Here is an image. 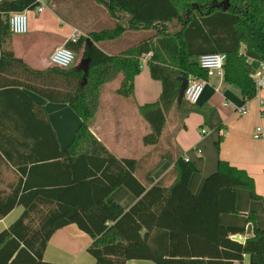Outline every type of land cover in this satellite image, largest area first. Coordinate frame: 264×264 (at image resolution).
I'll use <instances>...</instances> for the list:
<instances>
[{"label":"trees","instance_id":"16d2710c","mask_svg":"<svg viewBox=\"0 0 264 264\" xmlns=\"http://www.w3.org/2000/svg\"><path fill=\"white\" fill-rule=\"evenodd\" d=\"M63 20L83 32L65 46L76 55L67 67L37 69L0 49V165L14 174L0 188V219L16 206L20 215L0 230V264H61L43 259L53 233L69 225L92 238L87 252L96 264H126L145 259L155 264H264V229L248 220L253 234L243 243L231 238L244 234L224 225L222 213L236 212L239 188L253 190L243 169L219 159L199 193L189 189L197 166L183 153L161 142L167 113L180 110L176 125L190 103L177 102L179 76L205 77L198 57L224 52V80L236 85L244 100L255 85L251 74L264 61V0H47ZM37 0L0 1V41L10 35L13 11L35 8ZM105 14V15H103ZM121 14L125 15L122 16ZM151 29L152 35L112 53L107 43L122 40L129 30ZM151 52L152 78L161 81L157 101L139 107L148 129L142 136L147 149L138 157H117L89 129L105 86L119 77L116 92L129 97L140 72V57ZM88 59L86 74L78 67ZM85 76V80H84ZM28 91L48 101L67 103L80 117L72 142L60 149L45 108ZM5 92H19L24 112L8 110ZM188 103V105H187ZM179 123V124H178ZM181 123V124H180ZM54 143V150L50 147ZM46 143V144H45ZM163 160L172 167L158 180L146 178ZM125 187L136 201L127 209L110 198Z\"/></svg>","mask_w":264,"mask_h":264},{"label":"crops","instance_id":"0c3cea01","mask_svg":"<svg viewBox=\"0 0 264 264\" xmlns=\"http://www.w3.org/2000/svg\"><path fill=\"white\" fill-rule=\"evenodd\" d=\"M26 14L27 32L25 34L10 32L6 43L0 41V49H12L16 57L23 59L34 68L42 69L51 65L49 62L51 51L56 46L65 45L70 41L72 34L80 36L83 33L73 23L63 20L56 14L47 0L44 2L43 10L38 11L35 7L26 10ZM151 35V29L129 30L122 40L107 43L106 49L112 53L123 51L136 40ZM150 56L151 52L140 57L141 69L134 76L131 96H122L115 91V88L106 93L108 84L105 86L99 109L90 127L93 134L117 157L139 156V154L125 156L121 153L127 152L132 147L133 138L137 139L138 150L145 151L144 145L142 144L141 147L140 142L142 143V136L148 129L139 112V107L157 101L162 90L161 81L151 76L147 63ZM28 94L45 108L58 146L60 149H65L73 140L75 130L81 122L80 117L67 103L51 102L29 91ZM4 95L10 101L7 105L8 110L15 117L18 114L22 115L24 108L21 93L5 92ZM117 97L129 98L133 109L140 114L142 122L137 123L143 127L144 131L141 135L136 137L134 128L127 121L128 113H124L129 107L125 104L120 105ZM189 105L192 107L183 113L181 127L175 124L172 128L167 126L161 143L165 147H172L174 154L183 153L197 166V171L189 180V189L194 194L199 193L205 178L216 170L219 159L243 169L252 177L253 190L259 197H252L247 188H239L236 190V212L220 215L222 224L242 227L244 234L240 235L245 240L253 234V225L248 220L249 213L254 215L256 226L264 229V113L261 115L254 97L244 100L240 89L236 85L227 83L224 77L208 80L199 100ZM241 106L246 107V113L240 114L237 111ZM258 125L263 129L261 138L253 136L255 127ZM50 147L54 150L53 142ZM197 150L200 151L197 152ZM171 167V162L163 160L151 174L148 173L144 177L156 181ZM13 178L14 174L11 170L1 164L0 188H5L6 183ZM122 187H117L111 196L127 209L136 201V198ZM22 210V206H16L0 219V230L11 224ZM92 241V238L81 231L76 224L66 225L53 233L47 243L43 259L61 264H96L95 258L87 252V247ZM126 264L155 263L145 259H130ZM241 264H248L245 255Z\"/></svg>","mask_w":264,"mask_h":264},{"label":"built area","instance_id":"2783aa9c","mask_svg":"<svg viewBox=\"0 0 264 264\" xmlns=\"http://www.w3.org/2000/svg\"><path fill=\"white\" fill-rule=\"evenodd\" d=\"M1 1V0H0ZM39 4L36 6L38 11L43 10L45 0H37ZM9 29L13 34H25L28 29L26 10L13 11L8 17ZM78 34H72L71 42L78 39ZM226 53L214 52L205 53L198 57V65L206 72L205 77H197L190 75L187 77V83L183 91V98L189 103H196L202 92L205 83L212 78H223L225 74ZM76 60L75 53L65 45L56 46L49 54V62L52 65L67 68ZM251 77L255 85L254 98L257 100L261 115L264 113V61L260 62L259 67L255 70ZM227 104V103H225ZM240 114L246 113V107L241 106L237 109ZM253 136L261 138L263 129L260 125L255 127ZM200 150H197L199 152ZM188 160L187 157H185ZM238 264V262H234Z\"/></svg>","mask_w":264,"mask_h":264},{"label":"rangeland","instance_id":"374dc122","mask_svg":"<svg viewBox=\"0 0 264 264\" xmlns=\"http://www.w3.org/2000/svg\"><path fill=\"white\" fill-rule=\"evenodd\" d=\"M103 15H105V14H103ZM79 55L77 54V58H78L77 61L80 60V56ZM75 62H76V60L73 62V64ZM118 85H119V77L116 78L115 80L111 81L110 83H108V85L106 86L105 92L106 93L111 92L112 90H114V88L116 89L118 87ZM117 98L119 100V104L120 105L125 104L126 106L129 107V109H127V111L124 112V113H128V115H127L128 116V120L127 121L130 124V126L134 128V132L136 134V137L139 134L141 135L144 130H143L142 125L139 124V123H137V122H140L141 123L142 122V119H141L140 114L137 113V110H134L133 109L131 100L129 98L128 99H126V98L122 99L120 97H117ZM133 112H136V113L133 114ZM179 112H180V110L175 109V107H173V110L171 112H168L167 113V124H168L167 126L168 127L170 126V128H172L174 126V124L176 125V122L178 121L177 118L179 119V117H180L179 115H181V114H178ZM92 122H93V120H92ZM92 122L89 125V129L91 127ZM166 134H168V133H166ZM136 140H137L136 138H135V140L133 138L132 147H130L127 152H121L122 155H125V156H137L138 154L141 155V154H143L145 152V151L144 152L143 151L140 152V150H138V144L136 143ZM130 143H129V145H130ZM140 146L142 147V143L141 142H140ZM146 149L147 148L145 147L144 150H146ZM136 152H139V153L136 154ZM110 198H113V197L110 196Z\"/></svg>","mask_w":264,"mask_h":264},{"label":"water","instance_id":"95a60500","mask_svg":"<svg viewBox=\"0 0 264 264\" xmlns=\"http://www.w3.org/2000/svg\"><path fill=\"white\" fill-rule=\"evenodd\" d=\"M78 67H80L84 71V73L86 74V72L88 70V59L85 58L83 60H80V62L78 63ZM84 80H85V76H84ZM178 80L180 81V84H179L178 89H177V102H178V105H180L182 102V99H183V91H184L185 85L187 83V78L184 76H179ZM231 238L236 240V241H239L241 243H243L245 241L244 237L241 236L240 234L232 235Z\"/></svg>","mask_w":264,"mask_h":264}]
</instances>
